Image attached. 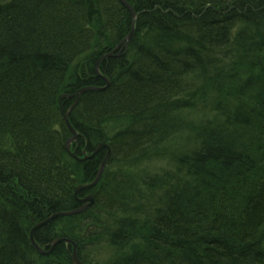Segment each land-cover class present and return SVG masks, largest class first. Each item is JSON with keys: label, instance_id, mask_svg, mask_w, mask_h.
<instances>
[{"label": "trees", "instance_id": "trees-1", "mask_svg": "<svg viewBox=\"0 0 264 264\" xmlns=\"http://www.w3.org/2000/svg\"><path fill=\"white\" fill-rule=\"evenodd\" d=\"M126 2L125 45L119 0H0V264H72L30 231L96 176L106 149L72 158L63 114L105 79L68 114L79 157L110 147L94 203L35 241L83 264H264V0Z\"/></svg>", "mask_w": 264, "mask_h": 264}, {"label": "water", "instance_id": "water-1", "mask_svg": "<svg viewBox=\"0 0 264 264\" xmlns=\"http://www.w3.org/2000/svg\"><path fill=\"white\" fill-rule=\"evenodd\" d=\"M130 12L131 14V29L129 31V33L126 35V37L124 38V42H125V45L127 43V41H129L131 35H132V32H133V27H134V18H135V14H134V11L133 9L129 6V4L126 2V0H119ZM111 53L109 54H106L104 56L101 57L104 58V57H108L110 56ZM96 70H97V66H96ZM105 79V77H104ZM106 84L102 87H97V86H86V87H83L81 89H79L75 96V101L73 102V104L64 112L63 114V119H64V122L66 124V126L68 127V129L70 130V133H71V136L69 138H67V140L65 141L64 143V149L66 150V152L71 156L73 157L74 159L78 160V161H83L85 159H88L90 157H92L93 155H95L98 151H100L102 148L106 149V153H105V156L103 157L102 161L100 162L99 164V168H98V171L96 173V176L94 177V179L89 182V183H86V184H79L75 187L74 189V196L77 198V195L80 191L82 190H85V189H90L92 187H94L97 182L99 181L100 177L102 176L103 172H104V169H105V166H106V163L109 159V156H110V147H108L105 143L103 142H100L96 145V147L93 149L92 153L91 154H86L84 155L83 157H79L76 153V150H72L71 149V145H72V142L76 139L77 137V132L75 131V129L72 127V125L70 124V121H69V117H68V114L69 112L71 111V109L74 107V105L77 103L80 95L84 92V91H89V90H103L105 89L108 84H109V81L106 80ZM73 96V95H72ZM84 153V151H83ZM77 200L81 203L83 202V204L79 207H77L76 209H72L70 211H59L57 213H54L52 214L49 218L45 219L43 222H40V223H37L35 224L31 231H30V241H31V244L32 246L35 248V250L39 253V254H43V255H47L49 254L54 246L59 243V242H66L67 244L71 245V253H70V258H71V262L72 264H83V262L79 259L78 257V254H77V248H76V244L74 243V241H72L71 239H68V238H58V239H54L53 241H51L48 245H44L43 247H41L34 239V232L37 228H39L41 225L49 222L50 220L58 217V216H64V215H72V214H76V213H80V212H83L84 210L88 209L89 207L92 206V204L94 203V194L93 193H89L88 195L82 197V198H77ZM48 248V250H46Z\"/></svg>", "mask_w": 264, "mask_h": 264}, {"label": "rangeland", "instance_id": "rangeland-1", "mask_svg": "<svg viewBox=\"0 0 264 264\" xmlns=\"http://www.w3.org/2000/svg\"><path fill=\"white\" fill-rule=\"evenodd\" d=\"M161 164L160 163H158V162H152L151 163V167L152 168H154V169H157V167H155V166H160ZM104 250H106V249H104ZM107 252V251H106ZM37 254H38V252H36ZM101 253V251L99 252V254ZM105 255V254H104ZM106 256V255H105ZM104 257V256H103Z\"/></svg>", "mask_w": 264, "mask_h": 264}, {"label": "bare ground", "instance_id": "bare-ground-1", "mask_svg": "<svg viewBox=\"0 0 264 264\" xmlns=\"http://www.w3.org/2000/svg\"><path fill=\"white\" fill-rule=\"evenodd\" d=\"M51 216V215H50ZM50 216H48L47 218H49Z\"/></svg>", "mask_w": 264, "mask_h": 264}]
</instances>
